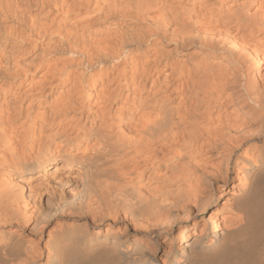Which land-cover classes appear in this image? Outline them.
Returning <instances> with one entry per match:
<instances>
[{"label":"clouds","instance_id":"clouds-1","mask_svg":"<svg viewBox=\"0 0 264 264\" xmlns=\"http://www.w3.org/2000/svg\"><path fill=\"white\" fill-rule=\"evenodd\" d=\"M236 3L72 0L75 18L68 19L65 13L61 20V24L68 20L65 35L54 50L62 52L67 44L69 49L89 55V63H95L91 55L97 51L106 52L104 59L110 62L104 72L94 70L83 84L78 76L68 101L47 118L30 108L21 115L22 99L8 95L0 83V93H4L0 97V206H7L10 216L28 213L19 187L13 193L15 206L9 203L12 185L8 177L15 173L13 182L23 186L24 173L16 169L17 163L35 159L42 149L47 151L49 167L62 166L65 155L90 161L94 189L73 210L78 222L89 223L90 228L103 227L115 216L133 227L166 230L192 207L202 206L225 175L226 148L229 137L241 131L238 122L247 126L264 121V86L259 82L264 79V16H237L232 7ZM100 7L106 14H98ZM141 8L155 13L150 29L160 33L159 38L150 37L158 46L155 55H145L148 49L136 52L116 70L111 57L119 53L123 33L141 35L136 25ZM0 12L15 22L13 28L24 25L21 32L32 28L24 20L28 13L14 0H0ZM166 13H172L167 22ZM110 16L117 18L109 20ZM173 22L175 26L168 33L165 30ZM86 29L98 35L112 32L107 37L112 43L94 36L89 54L84 46ZM10 31L5 25L0 37L15 47L8 39ZM212 32L219 38L206 39ZM160 40L171 44L179 40L181 48L192 50L183 59H170L177 49L161 51ZM128 43L135 41L129 39ZM156 83L159 87H154ZM160 102L167 106V122L157 111L151 127H139L143 112ZM85 144L90 148L88 153L82 151ZM94 146L98 147L92 151ZM32 213L34 220L35 208ZM90 217L94 218L91 222Z\"/></svg>","mask_w":264,"mask_h":264},{"label":"bare ground","instance_id":"bare-ground-1","mask_svg":"<svg viewBox=\"0 0 264 264\" xmlns=\"http://www.w3.org/2000/svg\"><path fill=\"white\" fill-rule=\"evenodd\" d=\"M14 2L28 13L24 20L32 28L21 32L24 25L13 28L15 22L0 12V31L6 25L11 30L8 39L15 44L10 47L0 37V83L8 89V95L22 99L21 115H26L30 108L47 118L54 108L68 101L78 76L83 84L94 70L104 72L110 62L104 59L108 53L97 51L91 55L95 63H89V55L69 49L67 44L62 52L54 50L65 35L68 20L61 24L65 13L68 19L75 18L72 0ZM232 7L237 16L242 13L252 18L264 16V0H237ZM98 14H106V9L100 7ZM154 15L145 8L136 13L141 35L123 33L124 43L119 53L111 57L117 64L116 70L136 52L148 49L145 55H155L158 46L150 37L159 38L160 33L150 31L155 23ZM171 16L172 13L165 14L166 22ZM115 18L110 16L109 20ZM174 26V22L169 23L165 31L171 33ZM116 27L120 29V25ZM112 34L98 35L86 29L84 46L88 53L93 51L92 37L98 36L111 44L107 37ZM218 38L215 32L206 37ZM129 39L135 43H128ZM160 44L161 51L177 49L170 59H183L192 50L181 48L179 40L176 44L160 40ZM252 55L255 57V53ZM152 63L149 58V66ZM65 75L67 78L62 79ZM259 82L264 86V79ZM154 87H159V83ZM3 95L0 93V97ZM157 111L167 122V106L160 102L156 108L143 112L139 127H151ZM238 125L241 131L234 132L227 144L224 177L213 186L202 206L192 207L174 227L166 230L133 227L120 223L115 216L103 227L90 228L89 223L78 222V214L73 211L94 189L95 175L90 161L65 155L61 158L62 166L49 167L46 149L35 159L19 161L16 169L24 173L23 186L13 182L15 173L10 174L8 182L12 187L8 190V199L15 206L13 193L19 187L20 199L28 213L23 217L10 216L7 206H0V264H264V121L257 120L247 126L238 122ZM82 151L88 153L89 146L85 144ZM58 216L66 218L57 219ZM93 220L89 218L90 222Z\"/></svg>","mask_w":264,"mask_h":264}]
</instances>
